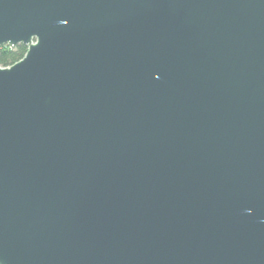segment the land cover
<instances>
[{"label": "water", "instance_id": "95a60500", "mask_svg": "<svg viewBox=\"0 0 264 264\" xmlns=\"http://www.w3.org/2000/svg\"><path fill=\"white\" fill-rule=\"evenodd\" d=\"M0 264H264V0H0Z\"/></svg>", "mask_w": 264, "mask_h": 264}, {"label": "trees", "instance_id": "16d2710c", "mask_svg": "<svg viewBox=\"0 0 264 264\" xmlns=\"http://www.w3.org/2000/svg\"><path fill=\"white\" fill-rule=\"evenodd\" d=\"M26 47L22 44L8 47L7 45L0 47V65L3 67L10 66L19 61L25 54Z\"/></svg>", "mask_w": 264, "mask_h": 264}]
</instances>
